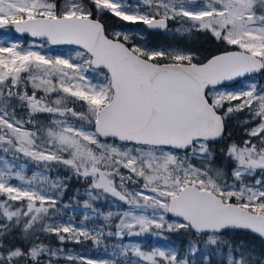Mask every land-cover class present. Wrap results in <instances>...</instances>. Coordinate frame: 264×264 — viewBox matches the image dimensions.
<instances>
[{
  "label": "snow or ice",
  "instance_id": "obj_1",
  "mask_svg": "<svg viewBox=\"0 0 264 264\" xmlns=\"http://www.w3.org/2000/svg\"><path fill=\"white\" fill-rule=\"evenodd\" d=\"M105 16L216 47L157 48ZM0 29L31 38L0 42V264H264V0H0ZM164 232L185 251L130 239ZM86 241L105 258L63 248Z\"/></svg>",
  "mask_w": 264,
  "mask_h": 264
},
{
  "label": "trees",
  "instance_id": "obj_2",
  "mask_svg": "<svg viewBox=\"0 0 264 264\" xmlns=\"http://www.w3.org/2000/svg\"><path fill=\"white\" fill-rule=\"evenodd\" d=\"M104 23H105V26L108 28L109 32L116 27H120V28L132 27V24L122 22V21H120L114 17H111V16H105L104 17ZM179 27H181V26L177 22L171 21V23H169V29L167 32H149L146 30L145 34L147 37V43L150 46H155V47L159 46L160 44H164L166 46L177 45L178 47H180L182 49H185V50L192 49V50L198 51L202 54H206V52L208 50H212L216 47V42L210 40L209 37L204 35L203 33H195V32H193L191 34L177 33L176 29ZM21 38L24 41L29 40V38L26 36H23ZM138 41L139 40H136V42H138ZM258 79L261 81V83L264 84V75L259 74ZM242 135H243L242 129H235L234 130V138L239 139ZM54 175H55V173H54ZM85 187L86 186L83 185L82 183L73 180L69 184L68 191L65 193L64 201L66 203L71 201L73 204L74 203L73 197L77 195V189H79L80 190V196H81L80 202H82L83 199L86 198L83 196V192H84ZM102 209H104V211H105L104 207ZM167 235H168L169 240L174 241V244H176L178 251L183 253L185 251L187 238L184 237L182 234H177V233H169L168 232ZM245 238L249 239L248 237H245ZM45 243L50 244L53 247H60L61 246L59 244V241L57 240V238L55 236L48 237V239L45 240ZM251 246L255 248L257 253L260 252L261 242L258 239L255 240V242ZM63 247L73 248V249H84L85 251L93 249V245H92L91 241H86V242H83L80 244L69 242V243L64 244ZM196 259H199V257H197ZM215 260L220 261V257L216 256L215 259L212 258V262H214ZM74 263L81 264V261L74 262ZM212 264H214V263H212Z\"/></svg>",
  "mask_w": 264,
  "mask_h": 264
},
{
  "label": "rangeland",
  "instance_id": "obj_3",
  "mask_svg": "<svg viewBox=\"0 0 264 264\" xmlns=\"http://www.w3.org/2000/svg\"><path fill=\"white\" fill-rule=\"evenodd\" d=\"M169 23H171V21H169ZM121 29L141 31V32H143V35L146 37V34H145L146 29L142 24H132V27H129V28L116 27V28L112 29L110 32H114V31L121 30ZM168 29H169V27H168ZM163 32H165V31H163ZM12 40H21L25 43V46H27V42L30 39L28 41H24L20 36L15 35L13 33L12 29H0V42H8V41H12ZM138 43H145V41L139 40ZM156 47L157 48H164V49L180 48L177 45L166 46L164 44H160L159 46H156ZM72 48L73 47L51 46V50H50L49 54H58V53L63 52L65 55H68V54H70V49H72ZM44 51H49V50L45 49ZM258 76H259V74L255 75L254 77H251L250 79L255 80L258 83L259 87L264 88V84L261 83V81L258 79ZM244 79L245 78H241L240 81H238L236 84H234V87H240L243 84ZM28 175H31V171L28 172ZM73 201H74V203L72 205H73V207H75L76 201L75 200H73ZM80 203L82 204L83 201ZM96 207L102 211H104V209H102L104 207L105 208L104 212H107L109 210L108 203H104V202L98 203L96 205ZM83 211H85V210L81 209L80 211L77 212V214H76L77 222L79 221V219H82ZM69 215H71V213H69ZM65 219H67V216H65ZM167 233L168 232H164L162 234V236L159 238L155 235L145 234V235H142L139 237L134 236V237H131L130 239L134 242H139L142 245L143 250L147 251V250H150L151 247H153V246L167 247V246L174 244V241L169 240ZM128 239L129 238H126L124 242L127 243ZM111 243H113V241H109V246L111 245ZM92 245H93V249L92 250H86V251L84 249H73V248H65V247H63V248H64L66 253H70L73 256H77V257L83 256L85 258H92V259L105 258L104 246L101 245V246L97 247L93 243H92ZM175 246H176V244H175ZM177 250H178V248H177ZM215 257L216 256L214 255L212 258L215 259ZM79 261L80 260L77 259L76 261L68 262L67 260L62 259L60 264H76L74 262H79ZM212 263L220 264V261L215 260Z\"/></svg>",
  "mask_w": 264,
  "mask_h": 264
},
{
  "label": "water",
  "instance_id": "obj_4",
  "mask_svg": "<svg viewBox=\"0 0 264 264\" xmlns=\"http://www.w3.org/2000/svg\"><path fill=\"white\" fill-rule=\"evenodd\" d=\"M144 26V25H143ZM145 27V29L146 30H148V31H151V32H154V31H160V32H162V31H164V30H149V29H147L146 28V26H144ZM13 30V29H12ZM13 33L15 34V35H17V36H26V37H28L29 39H31L29 36H27V35H20V34H17V33H15V31L13 30ZM58 47H75V46H67V45H64V46H58Z\"/></svg>",
  "mask_w": 264,
  "mask_h": 264
},
{
  "label": "flooded vegetation",
  "instance_id": "obj_5",
  "mask_svg": "<svg viewBox=\"0 0 264 264\" xmlns=\"http://www.w3.org/2000/svg\"><path fill=\"white\" fill-rule=\"evenodd\" d=\"M154 32H158V31H154Z\"/></svg>",
  "mask_w": 264,
  "mask_h": 264
}]
</instances>
